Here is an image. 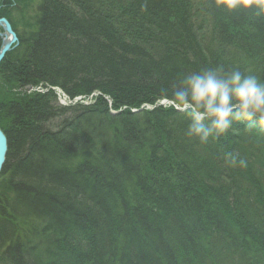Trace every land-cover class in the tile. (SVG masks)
<instances>
[{
    "label": "trees",
    "instance_id": "obj_1",
    "mask_svg": "<svg viewBox=\"0 0 264 264\" xmlns=\"http://www.w3.org/2000/svg\"><path fill=\"white\" fill-rule=\"evenodd\" d=\"M0 17L8 18L2 7ZM10 22L20 42L0 64L8 75H0V125L9 142L0 264H142L130 251L147 259L145 245L159 256L172 252L170 263L156 264L181 255L196 262L200 252L208 264H264L262 126L234 122L227 131L234 143L228 152L219 146L223 156L213 155L212 167L182 169L166 161L175 150L156 128L174 122L186 133L188 118L164 107L137 111L171 99L185 74L206 68L264 80V13L229 10L222 0H38L19 26ZM33 82L58 85L71 98L100 93L95 104L63 106L53 91L34 99L12 90ZM77 114L101 121L107 138L85 139L94 135ZM211 138L201 146L213 147ZM128 181L152 185L151 208L134 207ZM97 218L133 240L115 233L119 250H95L83 233L99 230Z\"/></svg>",
    "mask_w": 264,
    "mask_h": 264
},
{
    "label": "clouds",
    "instance_id": "obj_2",
    "mask_svg": "<svg viewBox=\"0 0 264 264\" xmlns=\"http://www.w3.org/2000/svg\"><path fill=\"white\" fill-rule=\"evenodd\" d=\"M229 10L255 6L264 13V0H222ZM173 106L188 118L186 135L204 144L226 133L234 122L251 129L264 126V80L238 68H206L185 74L174 87Z\"/></svg>",
    "mask_w": 264,
    "mask_h": 264
},
{
    "label": "bare ground",
    "instance_id": "obj_3",
    "mask_svg": "<svg viewBox=\"0 0 264 264\" xmlns=\"http://www.w3.org/2000/svg\"><path fill=\"white\" fill-rule=\"evenodd\" d=\"M13 1H14V3L17 2L15 0H13ZM21 16L23 17V15H21ZM16 34H17V32H16ZM17 36H18V34H17ZM18 39H19V36H18ZM19 42H20V39H19ZM15 47H17V46L15 45ZM1 48H2V45L0 44V50H1ZM13 49H14V47H13ZM13 49L11 48L9 51L6 52L2 62L5 60V58H7L8 54H10ZM14 61H15L14 59L11 61V66L13 65ZM12 70H13L12 67H10L8 72L11 73ZM6 77L8 78V75ZM14 85L16 86L17 83H15ZM22 88L25 90V94L30 96V97H32V98H34L35 96H38L39 95L38 93H41V92L44 93V92H48V91L49 92L53 91V92L56 93V95L59 96L56 102L57 103L59 102L63 106H68L70 104L88 105L83 100L86 96L78 95V96H75L74 98H71L58 85H54V84H50V83H47V84L42 83L41 84V83H34L33 82V83H26L25 86L22 87ZM3 92L4 91L0 92V102L1 103L3 102V99H2L3 96L1 94ZM98 93H100V92L96 91L92 96H90V99H94V95H96ZM156 105L158 107H164L165 109L166 108L173 109V110L169 111L173 115L177 114V112H178V113H181L184 116H186V114L183 111H181L177 107H174L173 103L171 101H169V100H166V99L159 100V101L156 102ZM145 109H148V107L145 106V105H141L140 108L137 109V111L143 112V111H146ZM156 109L157 108H155V106L153 104H151V110H156ZM81 113H82V111H81ZM77 115H78L77 118L83 121L82 125L84 127L85 132L86 131H88V132L90 131L91 133L90 132L89 133L94 135V137H96L98 135H101L102 136L101 140H104V139L107 138V134L105 132L106 128L101 123V121H99V120H88L85 117V114H77ZM0 118H2V117H0ZM153 120L156 123V119L153 118ZM165 120L169 121L171 119L166 118ZM2 124L3 123H1V125ZM1 125H0V127H1ZM256 128L257 129L259 128V130H261L260 132H263V135H264V126H262V129H260V127H257V126H256ZM156 130L158 131V133L160 135H162L163 133H166V137L167 138H165V140L170 142V144H171L170 148H172V149H174L176 151H180L181 153H183V147H182V145H179L178 142L180 140H182V139H179V137L185 135L186 133H181L178 129H176V127H174V122H172L171 126H169V125H167L165 123L159 122L158 125H157ZM190 138L192 140L196 139V138H193V137H190ZM211 139L212 138L210 137L209 141L207 143L196 145L193 148V151H191L192 154H194V157L195 158L197 157V160H198V164L197 165L203 166V168H205V169H208V168L212 167V165L214 164L215 158L213 157V155L223 156L221 151H220V149H219V146L224 147L226 149V152H228V150L230 149V145L229 144L233 145V143H234V138L232 136H230V134L228 132H226L223 135H221V136H219V137L214 139V140H216V142H215L216 144L213 147H211L210 149H206L204 146H201V145H207L210 141H212ZM117 143H119V142H117ZM172 146H174V148ZM188 152H190V150H188ZM121 164H122L121 162H117V161L113 162V163H108V168H111V169L112 168H116V167L120 166ZM143 165H144V167H146V168H148L150 170V168H151L150 166H148L146 164H143ZM152 170H154V169L152 168ZM104 171L109 172V170H106V169ZM202 174H203V172H202ZM141 175L144 176V174H141ZM135 180H137V178ZM128 182H129V185L126 187V193H127L128 196H134L135 197V201H133V204H135L134 207H138V206L141 205L142 207L144 206V208H147V209L151 208L150 201H149L151 199H149L148 196H153L152 185L145 184V183L143 184V182L134 185L131 181H128ZM201 182H203V181H201ZM155 189H156V186H155L154 190ZM163 196H165V195L163 194ZM156 201H158V200L156 199ZM95 221L99 224V230L94 231V233L93 232L92 233H86V232L83 233L84 236H85V239H86V243L89 246L94 247L95 250L97 249L98 251H105L106 250V251H109V252H115L113 249L117 245H119L118 244L119 243V239H118V237H117V235L115 233H119L120 236H122L128 242L130 240H133L132 237L128 236L125 232H123L120 229H116L113 226H111V229H109L108 227H106V229H104V227L107 226V220L106 219L97 218V220H95ZM140 227H142V226H140ZM81 228L84 231L85 228L84 227H81ZM112 229L115 230V231H112ZM195 233H197V234H195V237H198V233L199 232H195ZM199 234L201 236H204V237H211V235L209 233H207V232H203V234H201V233H199ZM109 236L112 237L109 240V241H112V243L108 242V240L105 239V238H107ZM129 237H130V240H129ZM215 238L220 240V237H215ZM116 241H118L117 244L115 243ZM105 242H108L107 245L105 244ZM143 246H144V244H143ZM115 249L119 250L118 248H115ZM121 249L123 251L127 252V250H125L124 248H121ZM138 251L139 250L130 251L131 254L133 255V257L135 258V260H133V259L132 260L134 262L136 261V263H138V261H139V262H142V264H156V261L158 260V258H160L161 262L164 261V262H169L170 263V261H171V253H172L171 251L162 250V254L159 256V253L153 252L151 247H150V249H148L147 245H145V247L143 248V251H144V253H147V254L150 255V257H148L147 259L143 258L142 254H141V251H139V252ZM198 254H199L198 260L196 262L195 261H191L190 259L189 260L186 259V260H188L187 264H208L207 261H206L207 255L203 254L202 252H200ZM173 257H175V256H173ZM185 257L183 255L179 256L178 257V262L176 264H185V261H183L185 259ZM138 264H140V263H138ZM238 264H244V263H238Z\"/></svg>",
    "mask_w": 264,
    "mask_h": 264
},
{
    "label": "rangeland",
    "instance_id": "obj_4",
    "mask_svg": "<svg viewBox=\"0 0 264 264\" xmlns=\"http://www.w3.org/2000/svg\"><path fill=\"white\" fill-rule=\"evenodd\" d=\"M7 1L8 2L6 3V6H2V10L5 12V14H7V16H8L7 19L8 20L9 19L12 20L13 23H15L17 26H19L21 23H18V22H21V21L25 20L26 16L28 15L29 11L32 8V5L35 4L38 0H17L19 5H17L18 3H14L13 0H11L12 5H10V0H7ZM16 5L18 7H16ZM76 14L79 17V20H81V22H82V20H84V18L82 17L81 13L80 12H76ZM21 15H23V17ZM5 33H6L5 29L4 28H0V42H1V44H2V42L5 39L4 36H2V35H4ZM227 33L229 34V30L227 31ZM225 38H228V37L225 36ZM14 48H15V46H14ZM0 75H4L5 78H6V73L4 72L3 68H0ZM0 77H2V76H0ZM21 88H17L16 87V88H12V90L15 91V92L18 91L19 94L23 95V94H25V90L23 88L22 89ZM19 94H17V95H19ZM21 95H19V96H21ZM98 95H99V93L96 94V96H94V99H90V96H88V97H85L83 100L87 104H91V103L95 104L96 101H97L96 97ZM109 104H110V107L113 106L112 103L109 102ZM85 139H94L95 141L98 140V142H99V141H101L102 136L98 135L95 138H94V136L93 137L92 136H87V137L85 136ZM178 144L182 145L183 153H181L180 151H176L175 150L176 156H174V158L168 157V158H166V161L169 162V163H173L174 167L182 168V169L187 167V166H189V164H198L197 157L195 158L194 154H192V152H191V151H193L194 146H191L188 142H186L184 140H180L178 142ZM172 147L174 148V146H172ZM188 150H190V152H188ZM170 153H171V150H170ZM112 262H113V260L111 261V264H112ZM246 262H247L246 264H250L251 263L250 260H246Z\"/></svg>",
    "mask_w": 264,
    "mask_h": 264
},
{
    "label": "water",
    "instance_id": "obj_5",
    "mask_svg": "<svg viewBox=\"0 0 264 264\" xmlns=\"http://www.w3.org/2000/svg\"><path fill=\"white\" fill-rule=\"evenodd\" d=\"M0 9H1V0H0ZM0 27H3L6 31V33L2 35L4 36L5 39L2 42V48L0 50V63H1L6 52L9 51L11 48H13L15 45H18L19 39L10 21L7 18L5 17L0 18ZM148 107L151 108V106ZM8 151H9L8 137L0 127V174L2 173V170L6 163Z\"/></svg>",
    "mask_w": 264,
    "mask_h": 264
}]
</instances>
